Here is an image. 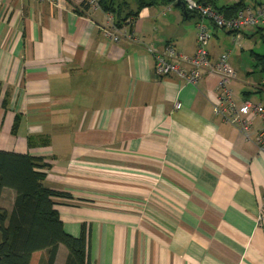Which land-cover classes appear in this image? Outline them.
<instances>
[{"label": "crops", "instance_id": "0c3cea01", "mask_svg": "<svg viewBox=\"0 0 264 264\" xmlns=\"http://www.w3.org/2000/svg\"><path fill=\"white\" fill-rule=\"evenodd\" d=\"M179 2L142 10L139 43H115L100 8L0 0V151L50 164L44 185L68 195L53 199L68 235L86 225L91 264H264L261 118L248 140L213 115L216 76L154 72L148 47L196 51L199 19ZM234 70L237 104L264 108V85ZM67 256L60 246L55 264Z\"/></svg>", "mask_w": 264, "mask_h": 264}, {"label": "trees", "instance_id": "16d2710c", "mask_svg": "<svg viewBox=\"0 0 264 264\" xmlns=\"http://www.w3.org/2000/svg\"><path fill=\"white\" fill-rule=\"evenodd\" d=\"M196 1L211 6L226 17L236 16L250 4L249 0H236L231 5L218 7L215 0ZM177 2L100 0L99 7L105 15L112 17L115 28L126 29L132 34L142 10ZM77 7L81 15L90 10L85 5ZM185 12L188 16L193 14L186 9ZM263 32V28L256 30V34L262 38ZM255 60L262 64L264 73V56L256 55ZM19 121L20 117L17 116L14 130ZM50 169V164L43 158L0 151V200L4 190L15 194L9 212L0 207V264H55L60 246L68 251L65 264H91L86 225H82L79 237L68 235L53 201L57 197L68 198V195L52 191L44 185ZM42 253L46 256L40 260ZM35 259L37 262L33 263Z\"/></svg>", "mask_w": 264, "mask_h": 264}, {"label": "built area", "instance_id": "2783aa9c", "mask_svg": "<svg viewBox=\"0 0 264 264\" xmlns=\"http://www.w3.org/2000/svg\"><path fill=\"white\" fill-rule=\"evenodd\" d=\"M33 1L44 3L47 0ZM69 1L76 6L85 5L93 10L100 8V0ZM179 1L184 4L186 10L199 16L196 25V51L192 56H185L178 54L172 46H168L162 53L154 45L148 47V51L155 58V74L159 78L177 76L191 86L198 85L207 75L216 76L218 84L215 99L212 101L213 115L222 118L235 127L248 140H250L253 117L259 116L263 126L257 133L254 144L258 152L264 155V108L247 101L242 105L237 104L231 90V85L236 80V72L230 63V55L222 54L218 60L212 61L206 49L210 39L209 25L231 33L237 46H240L241 39L249 31H256L258 28L264 29V3L259 6L249 5L236 16L226 17L211 6L199 3L196 0ZM107 22L105 35L111 41L120 43L122 40H127L131 43H139L133 33H129L126 29L119 30L115 28L112 17L108 16ZM181 106L180 103H177L175 108L180 110Z\"/></svg>", "mask_w": 264, "mask_h": 264}, {"label": "rangeland", "instance_id": "374dc122", "mask_svg": "<svg viewBox=\"0 0 264 264\" xmlns=\"http://www.w3.org/2000/svg\"><path fill=\"white\" fill-rule=\"evenodd\" d=\"M233 0H215L218 7H222L228 4H232ZM255 1V0H254ZM264 3V0H259ZM251 0H249V3ZM190 25H194L192 22ZM211 26L212 40L210 41L209 49L212 47L215 52L219 54H229L230 63L237 70L238 76L242 79H246L254 85H264V73L262 72V64L256 62V55L264 56V38L260 34L248 33L241 39L240 46L235 45L233 36L230 37L223 30H214ZM197 33V32H196ZM251 35H253L252 38ZM264 36V32H263ZM13 196L12 194H4L1 207H4L7 212L12 208ZM35 259L33 263H36Z\"/></svg>", "mask_w": 264, "mask_h": 264}, {"label": "water", "instance_id": "95a60500", "mask_svg": "<svg viewBox=\"0 0 264 264\" xmlns=\"http://www.w3.org/2000/svg\"><path fill=\"white\" fill-rule=\"evenodd\" d=\"M178 4H181L184 8H185V6H184V4L183 3H181V2H179Z\"/></svg>", "mask_w": 264, "mask_h": 264}]
</instances>
